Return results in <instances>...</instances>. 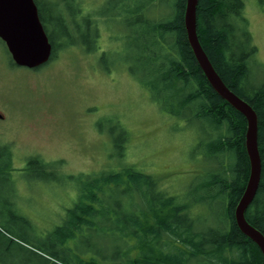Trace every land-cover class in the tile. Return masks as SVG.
Instances as JSON below:
<instances>
[{"label":"trees","instance_id":"1","mask_svg":"<svg viewBox=\"0 0 264 264\" xmlns=\"http://www.w3.org/2000/svg\"><path fill=\"white\" fill-rule=\"evenodd\" d=\"M122 1L126 7L119 6L120 12L139 13L132 32L138 44L137 54L128 66L129 72L166 113L183 115L181 111H188L191 120L219 131L204 144L208 160L221 158L219 167L207 170L205 178L195 181L189 189L192 200L188 204L175 205L172 196L158 190L154 176L133 164L71 174L61 170V159L47 161L38 154L31 155L26 165L39 166V170H34L36 174H48L57 183L77 179L81 184L69 230L80 232L84 226L85 230L97 231V251L88 257L82 254V249L73 252L66 245V236L72 232L60 227L52 241L54 250H43L0 222V262L3 256L24 252L25 264H263L259 247L238 229L234 218L250 172L245 147L247 121L212 89L198 66L184 26L186 0H134L133 7L131 0ZM155 1L167 2L163 7L165 14L160 12L157 18L142 16V11H148ZM35 3L52 44L50 59L58 48L70 44L81 49L78 42H62L69 35L68 26L75 21L74 13L83 12L81 6L77 3L79 9L67 15L60 0L53 6L54 14H50L42 0ZM243 7L244 0H198L196 33L220 78L257 115L261 174L245 218L264 235V77L257 84L249 81L252 69L249 62L257 48L252 43ZM85 17L92 43L85 49L90 52L97 48V17L95 13ZM56 24L64 30L54 35ZM237 40L245 44L243 51H236ZM0 44L7 55V65L18 67L1 39ZM10 148L9 143L0 142V173L12 170ZM223 156L228 159L226 164ZM202 204L212 206L214 217L205 218L201 210L198 214L192 212L194 206ZM211 218L214 220L210 223ZM184 219H195L198 226L185 223ZM103 237L111 240L110 250L98 247ZM66 250L71 257H65Z\"/></svg>","mask_w":264,"mask_h":264},{"label":"rangeland","instance_id":"2","mask_svg":"<svg viewBox=\"0 0 264 264\" xmlns=\"http://www.w3.org/2000/svg\"><path fill=\"white\" fill-rule=\"evenodd\" d=\"M58 1L42 0L45 11L54 14ZM62 1L67 15L79 9L77 3L83 11L74 13L69 35L62 39L65 44L80 43L81 49L72 44L58 48L52 59L34 70L9 67L0 44V142L9 143L13 153L12 170L0 173V222L43 250H54L52 241L59 227L70 231L81 184L77 179L57 183L48 174H36L39 166L26 165L31 155L47 161L61 159V170L71 174L133 164L154 176L158 190L172 196L175 205L188 204L189 189L205 178L207 170L218 168L221 160L204 156L205 141L219 131L191 120L188 111L166 113L129 72L137 54L132 32L139 13L120 12L119 6L126 7L122 0ZM130 4L133 7L134 0ZM166 4L155 1L142 16L164 15ZM90 13L97 17V48L88 52L85 48L92 43L85 14ZM243 14L257 48L249 62V81L257 84L264 77V0H244ZM53 27L54 35L64 30L62 25ZM235 46L236 51L245 48L240 40ZM176 104L173 100V107ZM222 159L226 164L228 159ZM211 209L202 204L192 212L201 210L210 218L214 217ZM184 222L198 226L195 219ZM70 232L66 245L73 252L82 249L86 257L96 253L97 231L82 226V231ZM100 239L98 247L110 250L111 240ZM65 257H71L67 250ZM25 258L24 252L3 256L0 264H25Z\"/></svg>","mask_w":264,"mask_h":264},{"label":"water","instance_id":"3","mask_svg":"<svg viewBox=\"0 0 264 264\" xmlns=\"http://www.w3.org/2000/svg\"><path fill=\"white\" fill-rule=\"evenodd\" d=\"M198 0H186L184 26L187 40L196 62L212 89L247 121L245 147L250 172L245 189L234 210L238 229L259 247L264 264V235L245 218V211L252 202L259 185L261 159L257 144V115L251 105L235 94L220 78L196 33V6ZM0 39L18 67L34 69L48 62L52 44L43 27L35 0H0Z\"/></svg>","mask_w":264,"mask_h":264}]
</instances>
